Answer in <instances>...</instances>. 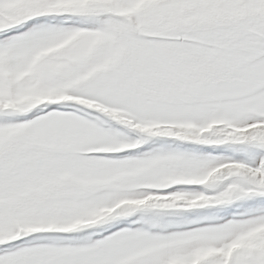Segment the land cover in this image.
<instances>
[{"label":"snow or ice","instance_id":"snow-or-ice-1","mask_svg":"<svg viewBox=\"0 0 264 264\" xmlns=\"http://www.w3.org/2000/svg\"><path fill=\"white\" fill-rule=\"evenodd\" d=\"M0 264H264V0H0Z\"/></svg>","mask_w":264,"mask_h":264}]
</instances>
